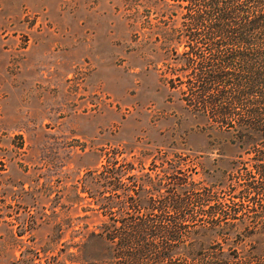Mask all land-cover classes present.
I'll use <instances>...</instances> for the list:
<instances>
[{
    "label": "rangeland",
    "instance_id": "374dc122",
    "mask_svg": "<svg viewBox=\"0 0 264 264\" xmlns=\"http://www.w3.org/2000/svg\"><path fill=\"white\" fill-rule=\"evenodd\" d=\"M157 5L0 0V264H95L104 242L89 232L123 211L98 202L126 191L101 185L104 164L126 166L127 185L172 164L204 183L224 180L232 160L250 167L248 153L191 129L161 74L176 54L148 36ZM251 227L239 249L263 252L264 220Z\"/></svg>",
    "mask_w": 264,
    "mask_h": 264
},
{
    "label": "trees",
    "instance_id": "16d2710c",
    "mask_svg": "<svg viewBox=\"0 0 264 264\" xmlns=\"http://www.w3.org/2000/svg\"><path fill=\"white\" fill-rule=\"evenodd\" d=\"M156 1L148 36L176 54L175 66L161 74L192 118L191 129L248 153L250 167L232 160L224 180L204 183L172 164L139 183L127 174V185L126 166L104 164L101 185L126 191L98 202L123 211L89 232L87 243L104 242L95 264H264V251L238 245L264 220V0ZM240 185L241 194L214 196V188ZM151 190L155 196L140 194ZM244 204L253 212L242 211Z\"/></svg>",
    "mask_w": 264,
    "mask_h": 264
}]
</instances>
